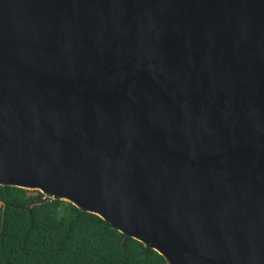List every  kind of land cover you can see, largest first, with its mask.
Here are the masks:
<instances>
[{
	"label": "water",
	"instance_id": "obj_1",
	"mask_svg": "<svg viewBox=\"0 0 264 264\" xmlns=\"http://www.w3.org/2000/svg\"><path fill=\"white\" fill-rule=\"evenodd\" d=\"M0 180L264 264V0H0Z\"/></svg>",
	"mask_w": 264,
	"mask_h": 264
},
{
	"label": "trees",
	"instance_id": "obj_2",
	"mask_svg": "<svg viewBox=\"0 0 264 264\" xmlns=\"http://www.w3.org/2000/svg\"><path fill=\"white\" fill-rule=\"evenodd\" d=\"M41 192L0 185V264H166L98 215Z\"/></svg>",
	"mask_w": 264,
	"mask_h": 264
},
{
	"label": "bare ground",
	"instance_id": "obj_3",
	"mask_svg": "<svg viewBox=\"0 0 264 264\" xmlns=\"http://www.w3.org/2000/svg\"><path fill=\"white\" fill-rule=\"evenodd\" d=\"M3 181L0 180V183H2ZM55 194H51L50 197H54ZM72 202L77 205L78 207L82 208V209H85V210H88V211H91V212H95L97 214H99L100 216L104 217L105 219L109 220L113 225H115L116 227H118L121 231H123L124 233H127L129 235H133V236H137V237H140L137 233H135L132 229L124 226V225H121L118 221L106 216L104 213L96 210L95 208L93 207H89L87 205H84L76 200H72ZM142 238V237H140ZM155 249H157L158 251H160L161 253H164V251L162 249H160V247L156 246V245H153Z\"/></svg>",
	"mask_w": 264,
	"mask_h": 264
},
{
	"label": "rangeland",
	"instance_id": "obj_4",
	"mask_svg": "<svg viewBox=\"0 0 264 264\" xmlns=\"http://www.w3.org/2000/svg\"><path fill=\"white\" fill-rule=\"evenodd\" d=\"M36 191H37V190H30V194H33V195H34V194L36 193ZM38 192H40V191H38ZM0 205H1V204H0Z\"/></svg>",
	"mask_w": 264,
	"mask_h": 264
},
{
	"label": "built area",
	"instance_id": "obj_5",
	"mask_svg": "<svg viewBox=\"0 0 264 264\" xmlns=\"http://www.w3.org/2000/svg\"><path fill=\"white\" fill-rule=\"evenodd\" d=\"M48 198V197H47ZM48 199H52V198H48Z\"/></svg>",
	"mask_w": 264,
	"mask_h": 264
}]
</instances>
